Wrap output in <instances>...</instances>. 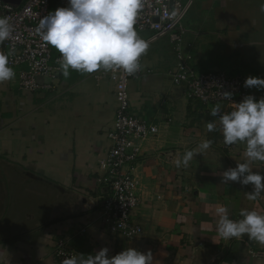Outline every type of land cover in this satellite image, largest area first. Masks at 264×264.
I'll return each instance as SVG.
<instances>
[{
	"label": "crops",
	"instance_id": "0c3cea01",
	"mask_svg": "<svg viewBox=\"0 0 264 264\" xmlns=\"http://www.w3.org/2000/svg\"><path fill=\"white\" fill-rule=\"evenodd\" d=\"M261 5L264 0H192L183 27L194 68L264 78ZM153 43L142 56V74L127 85L130 110L158 128L132 164L140 201L132 219L143 229L134 240L110 233L100 217L99 161L109 148L114 81L99 70H72L68 78L60 73L51 93L0 83V264H59L53 246L60 237L77 254L108 247L111 256L133 247L151 250L153 264H264V245L247 236L224 240L216 230L220 206L234 220L241 208L264 214V194L254 202L244 198L251 184L221 183L223 171L246 160L245 145H225L218 120L216 131L207 130L214 105L187 98L172 79L174 48L167 38ZM251 91L257 100L264 96ZM203 139L214 141L211 149L178 169L175 160ZM250 167L264 174V163Z\"/></svg>",
	"mask_w": 264,
	"mask_h": 264
},
{
	"label": "clouds",
	"instance_id": "9594fccd",
	"mask_svg": "<svg viewBox=\"0 0 264 264\" xmlns=\"http://www.w3.org/2000/svg\"><path fill=\"white\" fill-rule=\"evenodd\" d=\"M144 0H67V6L58 7L40 19L37 33L46 46L60 53V71L65 78L72 70L91 74L98 70L105 72L122 69L128 75L141 70L140 59L149 50V43L136 30V23ZM264 12V5H261ZM13 23L7 16L0 15V44L13 37ZM12 51L0 50V83L15 79L16 73L10 66ZM243 87L264 90V78L248 76ZM223 99L234 104L230 111H222L219 103L209 111L214 118L207 123V130H217L227 146L238 143L245 145L246 160L237 163L221 173V183L239 182L243 186L251 184L253 190L244 193V198L256 201L264 194V174L254 171L251 162L264 163V96L256 99L246 95L236 103L233 93H221ZM214 141L203 139L195 149L187 150L181 159L175 160L178 169H188L197 155L211 149ZM240 219H232L225 206L217 208L216 230L224 240H249L264 245V214L254 208H241ZM102 247L95 254L78 253L65 258L61 264H153L151 250L142 252L133 247L124 248L115 255ZM86 256V258H85Z\"/></svg>",
	"mask_w": 264,
	"mask_h": 264
},
{
	"label": "built area",
	"instance_id": "2783aa9c",
	"mask_svg": "<svg viewBox=\"0 0 264 264\" xmlns=\"http://www.w3.org/2000/svg\"><path fill=\"white\" fill-rule=\"evenodd\" d=\"M54 2L60 7L67 6V0H23L13 5L0 0V15L7 16L15 31L10 40L0 44V50L13 51L10 66L16 76L7 83H16L27 93L54 92L55 82L61 71L51 46H46L37 33L40 19L48 15ZM192 0H144L135 25L137 32H147L148 43L167 37L174 48L175 70L172 73L174 84L183 85L189 100L203 105L219 103L222 111H230L234 104L223 99L221 93L231 91L232 101L240 102L244 96L253 95L251 89L243 87L246 76L240 72L223 69L196 72L192 65V42L185 40L183 20L191 7ZM143 58L140 63L142 65ZM114 81L116 109L111 127L107 133L109 148L104 159L99 161V180L104 188L103 201L100 203V217L103 224L115 235L127 240L139 237L143 229L132 219V213L140 201L135 191L132 164L140 155L142 142L156 135L155 124L146 122L130 110L128 82L142 74V67L135 75H128L122 69L105 72ZM256 98V97H255ZM85 229L82 228L81 232ZM53 255L61 262L76 251L69 245L66 237L54 243Z\"/></svg>",
	"mask_w": 264,
	"mask_h": 264
},
{
	"label": "rangeland",
	"instance_id": "374dc122",
	"mask_svg": "<svg viewBox=\"0 0 264 264\" xmlns=\"http://www.w3.org/2000/svg\"><path fill=\"white\" fill-rule=\"evenodd\" d=\"M56 7L58 8V7H60L59 5H56ZM191 8V7H190ZM189 15V12H188V14L186 15V16H188ZM185 19L183 20V25L185 24ZM251 35H253L254 37H255V34L254 33H250ZM164 38H167V37H164ZM164 38H162V39H164ZM168 39V38H167ZM188 40V38L187 37H185V40ZM155 42V41H154ZM151 44H155V43H151ZM151 44H149V45H151ZM236 69H238V68H236ZM195 70H196V72H202L201 70H198L197 68H195ZM217 70V69H216ZM238 72H240V73H242V74H244L246 77H248L247 76V73L245 72V71H243V70H241V69H238L237 70Z\"/></svg>",
	"mask_w": 264,
	"mask_h": 264
},
{
	"label": "water",
	"instance_id": "95a60500",
	"mask_svg": "<svg viewBox=\"0 0 264 264\" xmlns=\"http://www.w3.org/2000/svg\"><path fill=\"white\" fill-rule=\"evenodd\" d=\"M4 1L9 2L13 5H18L21 3V0H4Z\"/></svg>",
	"mask_w": 264,
	"mask_h": 264
}]
</instances>
